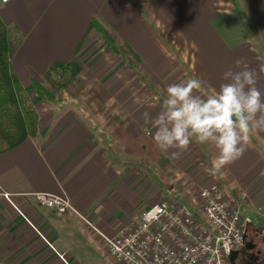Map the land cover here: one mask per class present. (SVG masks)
Returning <instances> with one entry per match:
<instances>
[{
    "label": "crops",
    "instance_id": "1",
    "mask_svg": "<svg viewBox=\"0 0 264 264\" xmlns=\"http://www.w3.org/2000/svg\"><path fill=\"white\" fill-rule=\"evenodd\" d=\"M0 15L22 37L11 63L29 92L32 78L52 64L76 61L83 83V73L94 70L93 92L105 104L129 103L134 120L115 115L130 134L153 142L156 129L145 113L151 118L153 104L161 107L168 85L198 77L203 86L197 94L206 97L226 82L225 71L240 70L236 60L257 70L264 66V0H0ZM94 20L112 34L121 54L94 29L88 33ZM97 44L100 50L92 54ZM257 87L264 93V76ZM32 100L38 135L0 154V264H96L101 254L118 264L104 237L116 238L153 204L155 179L147 168L152 164L153 172L177 148L162 151L157 162L141 157L145 169L106 121L87 120L37 95ZM199 145L201 164L210 163L202 179L244 194L247 234L252 229V239L263 244L264 132L251 134L243 157L217 172L211 171L217 150ZM39 192L67 196L77 213L41 205L34 196Z\"/></svg>",
    "mask_w": 264,
    "mask_h": 264
},
{
    "label": "built area",
    "instance_id": "2",
    "mask_svg": "<svg viewBox=\"0 0 264 264\" xmlns=\"http://www.w3.org/2000/svg\"><path fill=\"white\" fill-rule=\"evenodd\" d=\"M34 196L60 214L77 213L65 195L39 192ZM244 198L217 182L203 186L194 199L199 211L161 198L144 208L116 238L104 237L106 247L118 264H233L231 253L246 246Z\"/></svg>",
    "mask_w": 264,
    "mask_h": 264
},
{
    "label": "clouds",
    "instance_id": "3",
    "mask_svg": "<svg viewBox=\"0 0 264 264\" xmlns=\"http://www.w3.org/2000/svg\"><path fill=\"white\" fill-rule=\"evenodd\" d=\"M235 65L240 70L225 71L226 82L206 97L197 94L203 86L198 77L167 86L162 111L154 119L145 113L156 129L157 148L164 152L186 148L193 140L211 145L217 150L212 172L243 157L250 135L264 132V93L257 87L264 66L257 70L239 59Z\"/></svg>",
    "mask_w": 264,
    "mask_h": 264
},
{
    "label": "trees",
    "instance_id": "4",
    "mask_svg": "<svg viewBox=\"0 0 264 264\" xmlns=\"http://www.w3.org/2000/svg\"><path fill=\"white\" fill-rule=\"evenodd\" d=\"M235 1L232 0V2ZM93 29L114 53L121 54V48L112 34L97 20L92 21L88 33ZM21 42L20 33L5 23L0 15V154L19 146L29 138H36L38 135L39 115L33 105L32 97L15 73L11 63ZM83 44L82 42L77 47L75 51L77 55L83 51ZM67 72L70 73V76L66 82H59L56 79L57 74L63 75ZM80 73L81 67L76 61L56 62L42 76L32 78V88L40 99L49 102L60 101L63 97L62 93L66 92L69 86L72 89L78 87L79 90L84 88L78 78ZM90 98L96 101L101 111H105L106 125L113 127L116 135L124 143V150L127 154L146 156L153 162L162 158L163 152L150 138L146 135L132 136L120 119L107 110L96 96L90 93ZM248 240L254 242V239H249V237ZM255 243L259 248L262 245L260 239L255 240ZM263 262L264 252L256 264Z\"/></svg>",
    "mask_w": 264,
    "mask_h": 264
},
{
    "label": "rangeland",
    "instance_id": "5",
    "mask_svg": "<svg viewBox=\"0 0 264 264\" xmlns=\"http://www.w3.org/2000/svg\"><path fill=\"white\" fill-rule=\"evenodd\" d=\"M108 49L109 48L107 47L105 52H107ZM99 50H100V46L97 44L91 49L90 52H93L92 54H94ZM105 52L104 51L100 52L99 54L101 57V58L99 57L100 59H105V56H104ZM112 63L113 61L109 64H112ZM85 66L88 68L90 67L89 65H85ZM81 72H82V68H81ZM88 72H90L91 75H89ZM93 72L94 70L90 69V71L85 72V74L83 73V77L86 80V81L84 80V83L80 79V75L78 76L79 81L84 86L83 89L79 90L77 89L78 87L77 88L75 87V89H72L69 86L66 89V92L62 93L63 97L60 101L56 100V101L49 102V103L53 106H58V107L63 106L62 109L63 108H66V109L73 108L76 110V112H79L80 114L85 116L87 120H95L96 123H98V120H99V123H102V124L104 120L107 123V120H105V111H101L100 110L101 108L96 103V101L90 98V93L91 95L93 94L94 96H96V94L93 92V89H94L93 83L95 82V80L90 81L91 76L92 77L94 76ZM69 76H70L69 72L63 75L60 73L56 75V79L59 82H66ZM28 93L31 97L36 95V93L32 91L31 92L28 91ZM96 98L100 102H102V104L106 106V109L110 110L114 115L119 114V116L118 115L117 116L123 120H134V117H132L131 115V110H130V106L128 102L120 104L113 100L112 103L105 104L97 96ZM161 111H162L161 107H156V104H153L152 117L154 116L156 117ZM110 127L112 128L114 132L113 127L112 126ZM117 138L121 142L122 148L124 150V143L120 140L118 136ZM202 149L203 148H201L199 143H196L195 140H193L189 144L188 147L177 148L176 150L177 153H174L171 157H167V160L165 163L161 165H158V164L155 165L153 172H151V169L153 170V167H150L152 165L150 164L149 168H147V171H148L147 173H149V177L151 175V177L153 176L155 179L154 181L155 197L152 200L153 203L157 202L161 198L167 197L173 200L174 202L184 204L188 207L191 206L195 208L197 211L200 210L198 203L194 202L193 200L198 197L199 191L201 190L203 186L213 183V181H210L208 179L204 180L201 177V172L204 171L206 167H210L209 162H208L209 163L208 166L206 163L201 164V162L203 161ZM141 157H146V156H141ZM141 157H140L139 164L140 166H143L146 169L145 166H146L147 160L146 158H141ZM143 171L144 172L142 173H146V170L143 169ZM214 176L216 177L217 175L214 174ZM146 207H148V205L145 206V208ZM252 232L253 230L250 229L248 233L249 239L253 238ZM263 240H264V235H263ZM259 250L261 251V254L262 252H264V243L260 246ZM96 264H113V263L111 261L104 260L103 255L101 254V258L98 259Z\"/></svg>",
    "mask_w": 264,
    "mask_h": 264
},
{
    "label": "flooded vegetation",
    "instance_id": "6",
    "mask_svg": "<svg viewBox=\"0 0 264 264\" xmlns=\"http://www.w3.org/2000/svg\"><path fill=\"white\" fill-rule=\"evenodd\" d=\"M256 239H259V237ZM253 244V247L247 248L245 246V248L241 250L235 260V264H256L258 262L261 257V251L258 249V244L255 243V239Z\"/></svg>",
    "mask_w": 264,
    "mask_h": 264
},
{
    "label": "water",
    "instance_id": "7",
    "mask_svg": "<svg viewBox=\"0 0 264 264\" xmlns=\"http://www.w3.org/2000/svg\"><path fill=\"white\" fill-rule=\"evenodd\" d=\"M245 239H246V247L247 248H251L254 246V244L250 241L247 240V235H245ZM241 251H235L232 252L230 255V259L232 261L233 264H235V260L237 259L238 255L240 254Z\"/></svg>",
    "mask_w": 264,
    "mask_h": 264
}]
</instances>
